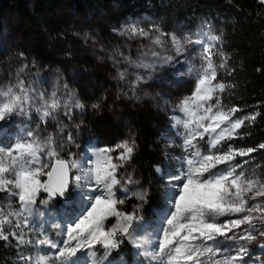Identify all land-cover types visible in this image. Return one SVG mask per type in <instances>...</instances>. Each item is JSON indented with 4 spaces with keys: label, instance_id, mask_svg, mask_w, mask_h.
I'll return each instance as SVG.
<instances>
[{
    "label": "snow or ice",
    "instance_id": "obj_1",
    "mask_svg": "<svg viewBox=\"0 0 264 264\" xmlns=\"http://www.w3.org/2000/svg\"><path fill=\"white\" fill-rule=\"evenodd\" d=\"M112 31L129 42L150 41L135 60L126 54L127 45L97 57L107 58L116 71L119 97L140 102L137 93L166 70L194 82L190 95L170 108L175 138L167 142L181 151L174 158L178 167L167 156V164L154 167L164 181L162 210L155 222L144 215L149 191L126 171L138 148L136 135L130 130L112 146L99 147L91 138L79 143L86 126L74 122V109L83 114L88 106L67 84L63 98L55 89L49 93L26 84L25 62L14 83L0 86V194L6 201L0 204V240L15 241L17 264H114L112 253L125 241L135 249L134 264H247L250 244L264 251V181L246 176L249 160L237 157L251 158L264 143L258 148L227 143L259 113L234 118L241 109L223 105L221 94L235 85L217 81L219 70L232 74L230 56L217 48L220 36L181 37L154 23L147 30L131 23ZM19 56L25 59L24 52ZM157 98L171 104L160 93L152 97ZM53 120L55 131L42 133ZM129 198L138 203L122 211ZM109 218L116 222L106 227ZM26 247L35 253L25 254Z\"/></svg>",
    "mask_w": 264,
    "mask_h": 264
},
{
    "label": "rangeland",
    "instance_id": "obj_2",
    "mask_svg": "<svg viewBox=\"0 0 264 264\" xmlns=\"http://www.w3.org/2000/svg\"><path fill=\"white\" fill-rule=\"evenodd\" d=\"M31 6L34 5L32 0H27ZM59 25L54 35L52 32H46L50 36H60V37H71L75 43V46L79 48L82 55H85L96 63L100 64L103 71L102 82L98 81L94 86L88 91V96L90 98H96V91L99 89L101 84L105 97L97 102H92L85 104L87 110L80 114L79 110H75L74 122L79 123L84 122V127L81 130L78 142L83 144L89 138H91L93 143L97 146L103 147L105 145L112 146L119 141L129 137V133L125 132L124 135H112L106 134L105 132L98 130L93 125L92 119H110L114 124H121L127 121L128 113L133 111H138L142 108H147L154 112L155 114L164 116L165 120L162 124H153V130L156 134V142L160 145L161 150L164 154L171 159V164L173 168L178 167L175 161V157L180 156L181 151L179 147H172L167 141L175 138V132L171 128L172 120L171 117L173 112L170 110L171 105L177 103L182 97L190 95L194 88V82L188 78L179 79L173 75L174 70H166L164 72H158L156 74L157 78L150 82L149 87L144 88L137 94L142 97L140 102L130 101L123 97H119V89L122 87L118 85L113 79L116 75V71L113 69L111 62L105 58L103 61L99 60L97 57L104 55L105 53L111 52L114 46L127 45L126 54H131L132 59H136L140 56L141 50L147 48L150 44L148 39L138 38L134 41H126L124 38L114 35L113 29H120L131 23H137L140 26L145 27L147 30L149 25L155 24L162 28L165 32H175L181 37L192 36L193 39L199 38L201 33L207 36L218 35L220 36V42L217 48L223 51V35L224 31L221 26H216L212 21L199 18L194 26H186L181 22L172 23L168 21L160 20L153 15L147 13L146 11H135L131 14H123L121 10L119 12H110L102 9L98 5H76L70 1L62 0L59 3ZM86 35L88 37L87 43L85 42ZM47 43V42H46ZM48 46L43 50H40L35 42L30 41L24 31V23L18 17L15 10H1L0 9V86L6 85L8 83H14L16 80V73L19 68L27 62L29 68L26 69L25 73L22 74V78L25 79V83H31L32 86L46 90L47 92H52L54 89L57 94L63 98V94L66 89L64 84L60 82V75L68 72L69 67V57L72 55L71 49L65 48L60 44L59 39H55L54 43L48 42ZM101 46H103L104 51H101ZM25 53V59L19 56L20 52ZM32 61H35V66L32 67ZM215 62L219 64L220 58L216 57ZM180 71L185 69L177 66ZM225 70H219L217 75V81H222L223 74ZM93 81V80H92ZM94 83V82H93ZM225 83V82H224ZM101 89V88H100ZM227 89L221 94V99L223 105L227 107H232L228 101ZM147 91L151 95L144 97L143 92ZM93 93V94H92ZM160 93L165 99H169L171 104L165 106L162 100L152 99ZM119 97V98H118ZM93 103H100L101 107L99 109L93 110L90 105ZM250 113H244L242 111L236 113L234 118H242L249 115ZM58 119L63 120V114L58 116ZM69 123L68 121H64ZM249 122L246 121L245 124ZM244 124V125H245ZM19 125H16L18 127ZM56 121H50L47 126L41 127L40 131L43 132H53L56 128ZM71 126V125H70ZM239 131V130H238ZM179 144V140L176 141ZM227 143L232 144V140ZM203 147V142H201ZM226 144L224 147L226 148ZM242 160H249L248 164H245L243 171L246 176H259L261 181H264V154L263 153H252L251 158L249 157H237V162ZM169 161H166V164ZM134 170V171H133ZM127 172H133L135 179L140 181L143 189L148 190L147 184L140 177L133 161L126 166ZM239 171V169H238ZM124 174V170H122ZM141 190V189H137ZM149 191V190H148ZM122 198V197H119ZM152 202V204H150ZM6 203L3 199V195L0 194V204ZM138 201L135 198H129L124 205L120 206V209L125 212H130ZM251 203V201H250ZM163 208V202H157L156 197H150V201L144 205V215L148 217L151 221L155 222L157 219V213ZM66 212H70V209H64ZM223 219V218H221ZM116 222L115 218H109L106 222V227H111L112 224ZM5 230L9 231L11 229L5 226ZM255 234V233H254ZM62 239V237H61ZM264 243V240L260 241ZM7 245H12L16 248V243L14 240L5 242ZM126 250L117 252L116 255H112L111 258L114 264H118L119 260L123 258L127 261V254L131 256L130 264H134L136 259L134 253L135 249L126 241ZM25 254H34L35 249L26 247L22 249ZM54 251V250H49ZM102 253V250H100ZM249 252L251 259L246 257L247 264H264V251H262L256 242L249 245ZM83 255L84 254H79ZM17 259V255H16Z\"/></svg>",
    "mask_w": 264,
    "mask_h": 264
},
{
    "label": "trees",
    "instance_id": "obj_3",
    "mask_svg": "<svg viewBox=\"0 0 264 264\" xmlns=\"http://www.w3.org/2000/svg\"><path fill=\"white\" fill-rule=\"evenodd\" d=\"M0 0V9L15 10L24 23L27 38L35 42L40 50L59 39L60 44L71 49L68 72L60 75V82L67 84L69 90L77 93L85 104L104 99L102 87L103 67L95 60L82 55L71 37L54 35L59 25V3L62 0ZM76 5H98L106 11L131 14L146 11L154 17L172 23L181 22L186 26H194L199 18L210 20L221 26L223 35V52L230 56L228 61L232 74L226 71L222 81L234 84L229 88L228 101L244 113H259L256 119L247 122L238 131V137L232 140L236 148H258L264 143V5L258 0H67ZM47 42V43H46ZM259 69V71H258ZM93 80V81H92ZM102 82L96 91V98H90L91 86ZM94 82V83H93ZM101 88V89H100ZM93 94V93H92ZM164 116L155 114L147 108L128 113L124 123L114 124L110 119H92L98 130L112 135H124L130 130L137 137L138 148L132 159L140 177L147 184L150 197L163 202L160 195L164 181L154 171L157 164H166V155L156 142L153 124L164 123ZM263 153L258 149L254 153ZM152 204V202L150 203ZM126 241L119 250L125 251ZM113 252L112 255H116ZM17 250L0 240V264H17ZM128 264L131 256L127 254Z\"/></svg>",
    "mask_w": 264,
    "mask_h": 264
}]
</instances>
